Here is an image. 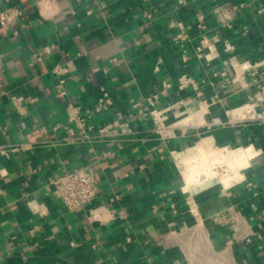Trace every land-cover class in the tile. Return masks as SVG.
Here are the masks:
<instances>
[{
  "label": "crops",
  "instance_id": "1",
  "mask_svg": "<svg viewBox=\"0 0 264 264\" xmlns=\"http://www.w3.org/2000/svg\"><path fill=\"white\" fill-rule=\"evenodd\" d=\"M239 3L246 7L234 11ZM17 6L25 8L20 35L0 27V146L28 150L0 156V264H264V126L231 113L249 94L234 91L240 63L264 64V0H57L48 20L30 0H0ZM226 12L236 28L248 27L245 36L220 30ZM198 13L204 33L218 37L210 65L183 64L172 41L183 27L194 52L207 36L196 29ZM67 63L61 98L51 69ZM222 72L233 82L224 85ZM184 73L197 80L195 90L179 91ZM161 81L173 85L163 104L186 103L180 127L187 133L166 143L132 109ZM104 93L114 104L94 125L119 120L130 132L113 143L68 145L76 131H52L66 122L67 101L85 111ZM17 98L24 102L15 105ZM205 140L224 152L257 153L230 167L224 183L201 190L198 181L186 184L180 164ZM77 167L91 171L99 193L68 212L52 182Z\"/></svg>",
  "mask_w": 264,
  "mask_h": 264
},
{
  "label": "built area",
  "instance_id": "2",
  "mask_svg": "<svg viewBox=\"0 0 264 264\" xmlns=\"http://www.w3.org/2000/svg\"><path fill=\"white\" fill-rule=\"evenodd\" d=\"M33 5L38 9L39 15L43 20L51 19L55 15V6L57 0H30ZM147 1V0H144ZM245 4L239 3L234 5L232 8L234 11L244 9ZM25 8L21 6L17 7H0V27L3 29H8L11 31L12 36L17 37L20 35L22 26L20 22L23 18ZM264 12V7L261 8ZM148 20L152 19V14H145ZM180 31L174 35L173 44L180 49V61L183 64H187L192 58L203 60L207 65H210L212 58L209 56L212 48L218 42L217 35H210L208 37L206 27L204 24V16L201 14H196V29L202 32V37L200 43L194 49L193 53L189 52L186 45L193 41L190 34L180 27ZM230 30L236 35L245 36L248 33V27L244 26L241 29L236 28L231 23V18L226 12L223 14V19L220 21V30ZM226 52L231 51L229 42H226ZM46 52L49 51L46 49ZM33 57L38 61H41L42 54L34 53ZM113 62L115 60H112ZM240 77L238 78L241 84L234 86V91L248 92V97L246 103L241 107L233 109L231 113L237 111L244 114V119L250 122H255L262 124L264 126V64H259L258 66H251L247 63H240ZM4 70L3 58L0 55V72ZM72 71V64H55L51 69V74L56 78L57 83V97L66 98L67 91L66 85L70 77V72ZM103 74H107L108 70L103 69ZM220 76L224 79V85L233 82L230 80V74L225 72L220 73ZM238 77V76H236ZM179 91H185L187 89H196L198 87V82L195 78L188 75L187 73L182 74L177 83ZM200 86V83H199ZM173 87L172 83L169 81H161L160 87L155 93L149 95L147 98L138 101L132 106V109L136 110L138 114L136 117L141 119H149L152 123V132H154L159 140L166 143L173 140L181 135H186L187 130L181 128V120L183 118L182 108L186 106V103L179 101L170 105H165L162 103L161 98L167 97L169 95L170 89ZM15 105L24 102L22 99H13ZM113 99L106 93L101 97L92 107L88 110L83 111L81 107L70 101H67L65 105V118L66 122L61 126H56L53 128V132L57 131L59 128L64 130L73 129L77 133V137L69 138L65 141L66 144L75 143H106L115 142L114 139L120 134H127L130 132L128 125L119 123V120L107 125H101L96 127L94 125V118L101 117L111 111L113 107ZM174 117L173 121H170ZM215 125H222L220 120H215ZM42 133L47 134L48 129L43 127L41 129ZM180 135V136H179ZM112 142V143H113ZM28 150V145L21 144L14 147L0 146V156L10 157L13 154L20 153ZM159 153L163 154L164 150L160 149ZM176 155L174 152L172 155ZM1 175V173H0ZM56 196L58 200L62 203L68 212H75L78 209L85 208L87 205L92 203L98 196L99 189L96 185L95 179L91 171L87 167H77L71 168L65 171L62 175L57 177L52 182Z\"/></svg>",
  "mask_w": 264,
  "mask_h": 264
},
{
  "label": "bare ground",
  "instance_id": "3",
  "mask_svg": "<svg viewBox=\"0 0 264 264\" xmlns=\"http://www.w3.org/2000/svg\"><path fill=\"white\" fill-rule=\"evenodd\" d=\"M256 153L257 150L254 147L226 153L224 150L213 149L211 142L205 140L203 144L198 143L197 147L185 154L188 156L180 164L182 165L180 167L185 176L186 184L189 186L197 181L199 182L198 188L219 182L222 184L226 176L218 177L215 171L217 165L227 164L229 168L237 170L239 167L245 166L248 158Z\"/></svg>",
  "mask_w": 264,
  "mask_h": 264
},
{
  "label": "rangeland",
  "instance_id": "4",
  "mask_svg": "<svg viewBox=\"0 0 264 264\" xmlns=\"http://www.w3.org/2000/svg\"><path fill=\"white\" fill-rule=\"evenodd\" d=\"M214 148H216V149H218V150H220L218 147H214ZM227 153V152H226ZM220 166V167H219ZM218 167H217V169H215L216 170V172H217V175H218V177H222V176H226V177H229V175L231 176L233 173V171L228 167V165L227 164H220ZM235 176H236V178L237 177H239V173L238 172H236L235 173ZM235 178V179H236ZM230 186V185H229ZM228 186V187H229Z\"/></svg>",
  "mask_w": 264,
  "mask_h": 264
},
{
  "label": "water",
  "instance_id": "5",
  "mask_svg": "<svg viewBox=\"0 0 264 264\" xmlns=\"http://www.w3.org/2000/svg\"><path fill=\"white\" fill-rule=\"evenodd\" d=\"M210 185H212V184L204 185V186H202L200 189H201V190L206 189V188H207L208 186H210Z\"/></svg>",
  "mask_w": 264,
  "mask_h": 264
}]
</instances>
